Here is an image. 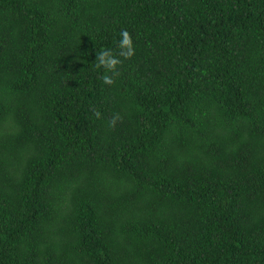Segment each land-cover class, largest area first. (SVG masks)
<instances>
[{"label": "trees", "instance_id": "obj_1", "mask_svg": "<svg viewBox=\"0 0 264 264\" xmlns=\"http://www.w3.org/2000/svg\"><path fill=\"white\" fill-rule=\"evenodd\" d=\"M0 264H264V0H0Z\"/></svg>", "mask_w": 264, "mask_h": 264}, {"label": "clouds", "instance_id": "obj_2", "mask_svg": "<svg viewBox=\"0 0 264 264\" xmlns=\"http://www.w3.org/2000/svg\"><path fill=\"white\" fill-rule=\"evenodd\" d=\"M120 35L124 38L120 41L121 48H126L127 51L123 52L122 55L128 56L133 52L132 39L129 32L126 29H122ZM99 63L105 65L107 68H114L118 59L110 54V50H103L99 53ZM105 83H112L111 76H104ZM99 115V113H97Z\"/></svg>", "mask_w": 264, "mask_h": 264}]
</instances>
